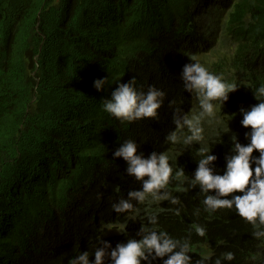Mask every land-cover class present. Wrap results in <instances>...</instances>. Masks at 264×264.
Here are the masks:
<instances>
[{
	"label": "trees",
	"instance_id": "1",
	"mask_svg": "<svg viewBox=\"0 0 264 264\" xmlns=\"http://www.w3.org/2000/svg\"><path fill=\"white\" fill-rule=\"evenodd\" d=\"M231 1L238 14H252L253 27L245 34L251 42L246 39L235 54L214 49L207 60L203 49L196 50L204 40V13L196 6L206 3L205 11L213 12L210 0H0V264H68L79 251L91 256L100 238L113 247L130 236L139 239L140 224L153 212L157 230L190 235L192 243L202 238L195 228L203 225L215 245V229L227 214L190 208L197 194L187 181L167 186L177 204L136 205L135 219L112 210L140 187L126 175L123 158H113L124 140H135L145 157L168 154L188 178L199 145L167 142L160 119L121 124L103 111L102 100L118 81L135 77L138 89L164 90L167 105L175 100L177 107L197 110L196 98L181 92L176 76L186 39L190 55L239 86L221 114L240 125L239 109L258 103L252 89L264 82V16L255 10L264 13V0ZM103 77L109 83L97 91L93 81ZM205 128L222 172L231 139L216 142V132ZM197 208L199 216L193 214ZM125 225L124 233H115Z\"/></svg>",
	"mask_w": 264,
	"mask_h": 264
},
{
	"label": "clouds",
	"instance_id": "2",
	"mask_svg": "<svg viewBox=\"0 0 264 264\" xmlns=\"http://www.w3.org/2000/svg\"><path fill=\"white\" fill-rule=\"evenodd\" d=\"M244 1L252 4L255 0ZM210 2L213 12L205 11L209 6L206 3L196 6L204 13V40L196 50L203 49L202 57L207 60L214 49L235 54L246 39L251 42L245 34L254 24L249 9L240 15L231 0ZM255 10L264 16L262 8ZM231 11L237 16L230 15ZM189 43L186 39L180 43L176 76H180L183 84L181 92L188 94L189 100L196 98L197 110L191 104L177 107L175 100L167 105L164 90L154 85H149L147 91L138 89L135 77L127 82L118 81L110 97L102 100V109L121 124L149 118L162 120L167 142L187 148L199 145L195 155L197 167L188 178L182 167L173 168L168 154L152 151L145 157L143 152L138 153L135 140H124L113 152V158H123L126 175L139 182L140 187L126 192L127 197H121L111 207L115 213L135 219L139 211L136 205L163 200L179 203L167 186L170 180L187 181L192 195L197 194V199L188 204L190 208L201 205L209 215L227 214V220L219 222L215 229V245L203 225L195 228V234L202 238L192 243L190 235L177 238L165 230H157L158 214L153 212L147 215L146 224H140L136 232L139 239L130 236L113 247L100 238L91 256L88 250L79 251L69 258L68 264H264V82L252 89L258 103L248 109L241 107L240 125H234L221 113L229 93L239 86L228 82L223 73L210 71L199 61L200 56L190 55L186 51ZM108 83V77L97 78L93 87L102 91ZM205 125L216 132L213 137L216 142H224L226 136L231 139L222 172L217 171L218 156L210 148L211 137H206L209 130ZM173 211L179 214V209ZM200 211L197 208L193 214L199 216ZM116 228L115 233H124L127 226Z\"/></svg>",
	"mask_w": 264,
	"mask_h": 264
}]
</instances>
